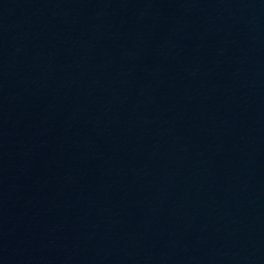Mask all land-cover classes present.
I'll use <instances>...</instances> for the list:
<instances>
[{
  "label": "water",
  "instance_id": "95a60500",
  "mask_svg": "<svg viewBox=\"0 0 264 264\" xmlns=\"http://www.w3.org/2000/svg\"><path fill=\"white\" fill-rule=\"evenodd\" d=\"M0 264H264V0H0Z\"/></svg>",
  "mask_w": 264,
  "mask_h": 264
}]
</instances>
